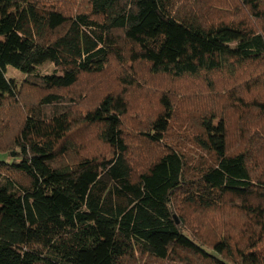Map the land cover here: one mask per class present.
<instances>
[{
  "label": "trees",
  "instance_id": "1",
  "mask_svg": "<svg viewBox=\"0 0 264 264\" xmlns=\"http://www.w3.org/2000/svg\"><path fill=\"white\" fill-rule=\"evenodd\" d=\"M63 1L0 0V264H264V0ZM143 68L203 91L185 135L168 134L166 87L128 141ZM182 208L212 220V243Z\"/></svg>",
  "mask_w": 264,
  "mask_h": 264
},
{
  "label": "rangeland",
  "instance_id": "2",
  "mask_svg": "<svg viewBox=\"0 0 264 264\" xmlns=\"http://www.w3.org/2000/svg\"><path fill=\"white\" fill-rule=\"evenodd\" d=\"M233 3V2H232ZM231 3V4H232ZM60 5L66 10V12H72L74 8H83L84 3L83 0H64L60 3ZM55 66L54 64L48 60L44 61L42 63H39L36 66V70L43 74L52 73ZM147 69L143 68L142 74L139 73V78L141 81H145L146 86H140V91H133L130 92V114L128 118L126 117L127 125H129L131 131L126 128V135L127 139L129 141L130 138L134 137L137 134V129L139 127H143L146 124L147 118H149L151 115H155L158 108H159V100L160 96L158 95V92L163 88H171L174 92L172 95H169V99L171 100L172 105L175 108V118L172 123V127L169 130V135L178 137L179 135H185L187 132V123L189 124L191 122L190 116L194 115L195 108H198L196 114L192 117L195 124V118L201 113V108L205 104L203 97V91L199 90V100L196 102L194 101L198 95H196V92H192V89L190 88V85H192L193 82L191 81H170L168 79H163L164 82H160V80H154L152 76H150L146 71ZM8 76L10 78L15 79L17 82L21 80L24 75L16 70V68L9 66ZM114 72L109 71L107 74H105V78L103 82L106 84L107 81H109ZM82 83H85L84 81ZM218 86H221V82H218ZM106 87H111V85H107ZM94 88V87H93ZM28 91V92H27ZM27 93L26 96L24 95V98L22 99H29L32 100L40 98V96H43L44 94L37 90V89H31L27 87ZM165 91V90H163ZM161 91V93L163 92ZM29 93V94H28ZM92 93H95V88L92 91ZM76 96V95H75ZM35 102V100H34ZM85 107L86 101H83L79 103L78 107ZM77 111V110H76ZM218 121L215 119L214 124H217ZM197 129H191V133H193V136L196 135L195 133ZM179 134V135H178ZM187 137L190 139L191 135H188ZM86 140H89L88 143L93 144V148L96 153H98V156H104L108 155L107 150L105 147H99V142L94 134L88 133L86 135ZM87 145V144H86ZM132 148V147H131ZM161 147H155V148H149L146 152H144V155H137L135 153H131V157L136 162L138 166H143L145 163L154 158V156L161 151ZM14 155V153H13ZM178 212L177 215L180 213V218L185 221V228L189 231L188 234L198 238L200 241H203L205 243H212L214 240V235L216 234L213 230H215L212 227L207 226V223L211 221L201 220L200 215L199 217L195 216L193 212L190 210L188 213L184 214V218H182L183 208L181 211L177 209ZM182 212V213H181ZM206 219V218H203ZM209 227V228H208ZM212 229V230H211ZM190 254H187L186 258H189ZM141 261H136L135 264H184L181 261H178L174 263L173 261H156L152 258H148L145 256L140 257ZM147 259V260H146Z\"/></svg>",
  "mask_w": 264,
  "mask_h": 264
}]
</instances>
